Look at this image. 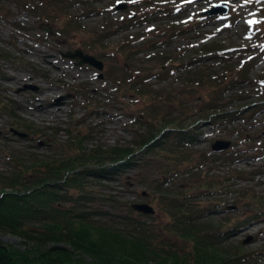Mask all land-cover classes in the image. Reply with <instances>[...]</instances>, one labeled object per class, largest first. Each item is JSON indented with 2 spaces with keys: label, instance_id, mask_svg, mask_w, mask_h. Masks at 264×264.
I'll list each match as a JSON object with an SVG mask.
<instances>
[{
  "label": "rangeland",
  "instance_id": "rangeland-1",
  "mask_svg": "<svg viewBox=\"0 0 264 264\" xmlns=\"http://www.w3.org/2000/svg\"><path fill=\"white\" fill-rule=\"evenodd\" d=\"M125 1V8L115 9L117 0H0V188L8 186L10 173L35 177L44 161L75 151V137L106 148L136 141L154 128L156 116H176L197 123L196 141L119 174H90L93 196L77 205L102 207L108 211L94 218L129 228V219L117 213L131 212L169 238L175 233L168 228L166 196L187 183L192 207L212 203L208 218L216 222L261 208L264 0H225L227 12L209 14L203 9L220 0ZM76 46L103 60L101 75L94 64L61 53ZM238 104L228 118L224 110ZM217 110L222 114L213 119ZM217 137L231 141L214 149ZM191 154L202 158L189 170L182 157ZM201 174L221 181L204 185ZM136 200L150 201L155 211H131ZM0 236L20 246L30 242L11 230L0 229ZM226 240L259 248L264 213L237 225ZM256 252L255 264H264V247Z\"/></svg>",
  "mask_w": 264,
  "mask_h": 264
},
{
  "label": "trees",
  "instance_id": "trees-1",
  "mask_svg": "<svg viewBox=\"0 0 264 264\" xmlns=\"http://www.w3.org/2000/svg\"><path fill=\"white\" fill-rule=\"evenodd\" d=\"M233 80H222V85ZM238 108L241 109L239 104L224 111L233 118ZM220 112L215 111L212 118L217 119ZM152 119L154 128L149 125L134 142L87 147L78 136L73 140L78 142L75 151L44 161L43 172L35 177L26 179L19 170L10 173L8 186L0 188V229L18 233L22 241L30 242L20 246L0 236V264H255L254 255L263 250L264 244L253 249L241 241L232 243L226 239L237 225L264 213V202L245 217L226 224L222 220L216 222L208 218L212 203L192 207V200L186 198L191 188L187 183L183 191L168 195L165 200L171 214L168 228L174 231L175 238L161 234L151 225L142 226L131 212L117 213L129 219V228L94 218L93 213L108 211L102 207L77 205L93 196L86 183L90 174L122 173L137 163L159 157L165 150L176 152L175 146L199 137L201 129L197 123H182L176 116ZM192 156L182 157L188 160L185 167L189 170L201 165L202 155ZM199 178L204 185L221 181L207 174ZM254 198L259 199L257 195ZM66 199L71 203L62 202ZM36 221L39 222L34 225Z\"/></svg>",
  "mask_w": 264,
  "mask_h": 264
},
{
  "label": "water",
  "instance_id": "water-1",
  "mask_svg": "<svg viewBox=\"0 0 264 264\" xmlns=\"http://www.w3.org/2000/svg\"><path fill=\"white\" fill-rule=\"evenodd\" d=\"M127 5H128L127 1L117 0V2L114 4V7H115V9H121V8H125ZM227 9H228V5L225 3L224 0H221V1H218L214 4H212L211 6L204 8L203 11L208 12V13L226 12ZM48 29H50V27H48ZM61 53L73 57L76 62H79V63L80 62H89V63L94 64L95 66H97L99 68V75L102 74L103 60L101 58L97 57L93 52L84 50L80 46H76L74 48H67L65 50H61ZM28 84H30V83L25 82L24 85L26 86ZM12 129L14 132H17L20 134L26 133L25 131L18 129L16 127H12ZM230 141L231 140L229 138L217 137L211 142V146L214 149H219V148H222L224 146H228ZM131 205L134 208L139 209V210L144 211V212H153L155 210L154 205L148 200L132 201Z\"/></svg>",
  "mask_w": 264,
  "mask_h": 264
}]
</instances>
